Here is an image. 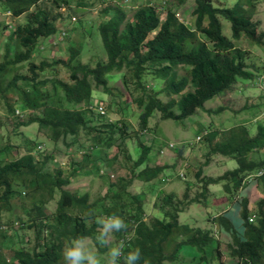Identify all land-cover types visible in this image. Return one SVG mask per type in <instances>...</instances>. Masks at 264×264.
<instances>
[{"label":"trees","instance_id":"trees-1","mask_svg":"<svg viewBox=\"0 0 264 264\" xmlns=\"http://www.w3.org/2000/svg\"><path fill=\"white\" fill-rule=\"evenodd\" d=\"M88 1L0 0L7 21L26 16V22L16 28L8 26L7 21L0 22V37L9 33V39L16 43L14 53L9 44L5 51L0 48V96L8 115L19 112L21 115L19 107L33 113L20 123L21 127L37 123L38 132L46 135V140L30 139L28 152L19 157L12 155L20 151L21 146L0 147V264H65V245L80 237L100 243L96 217L112 215L121 217L127 226L114 232L118 236L117 246L122 244L119 258L124 262L130 252L139 249L140 256L132 264H174L177 261H180L178 264H220L218 249L221 247L230 258V264H264V155L258 161L250 157L264 153V124L260 121L256 120L255 136L251 135L254 124L252 128L241 124L228 130L219 142L220 135L215 130L204 133L203 141L207 138L212 146L207 165L213 156L238 163L236 169L221 176L201 178L204 199L200 196L190 198V183L186 184L182 197L163 189L156 196L146 194L143 186L141 193H133L130 186L134 179L141 180L144 186L153 185L156 179L167 182L160 176L168 166L143 169L152 150L150 145L143 143L139 144L141 154L136 160L123 150L125 164L130 163V177H121L109 184L101 198L91 201V193L69 189L72 180L86 173L89 166L93 168L88 169L91 173L103 172L101 162H109L105 159L106 151L113 149L117 137L122 143L127 132L125 122L110 119L97 127L94 112L100 118L109 115L100 116L95 111L97 106L105 108V105H91L93 87L111 94L107 76L125 72L126 78V74L131 73L143 93L134 101L142 110L141 135L148 133L149 119L155 112L162 120L175 121L196 115L209 101L231 91L240 80L254 79L247 64L250 52L242 50L236 42L243 37L264 47V32H259V23L253 20L256 2L250 0L247 6L237 3L233 7H221L213 0H196L195 28L177 15L173 6H169L170 1L160 0L158 7L152 3L137 7L132 19H127L126 11L115 6L105 11L108 17L98 25L107 53L106 61L92 67L81 61L82 48L71 44L67 61L45 59L39 65L32 62L38 48L45 50L42 40L59 32V24L64 20L61 9L86 8L90 5ZM177 1L181 6L187 0ZM221 17L231 22L232 40L223 33ZM27 63L31 76L21 73ZM58 67L64 68L65 78L54 76L50 79L46 72ZM180 67L189 68L190 75L177 77L175 70ZM147 74L164 81L160 92L168 98L166 101H161L158 92L146 86L144 78ZM124 84L128 85L126 79ZM48 85L52 86L51 91ZM11 91L18 98L9 94ZM259 102L258 106L264 104L263 93ZM80 104L88 107H72ZM69 137L73 138L72 142H68ZM46 141L55 145L62 141L67 148L80 143L81 150L77 155L73 153L72 158H82L79 161L72 159L66 166L58 163L55 154L36 160L34 155L41 157L39 148H43L41 143ZM84 141H88L93 149L102 150L99 157L91 148L85 149ZM4 153L6 158L2 157ZM117 160L118 157H114L112 162ZM52 164L54 169L50 170L48 166ZM202 171L197 172L198 177ZM252 181L263 194L256 210L249 205L250 196L244 194ZM215 184L225 185L231 194L227 205L224 207L219 202L217 212H205L207 215L203 219L195 218L196 223L181 218L193 205L205 202L207 191ZM19 198L23 200L26 216L22 217V228L33 230L36 240L32 249H13L14 262L4 251L8 235L2 216L5 210L14 209V202ZM55 198L57 208L49 213L45 206ZM236 198L238 204L234 207ZM153 203L160 209V216L148 215L144 205ZM239 204L241 211L238 213ZM223 207L224 210H220Z\"/></svg>","mask_w":264,"mask_h":264},{"label":"rangeland","instance_id":"rangeland-1","mask_svg":"<svg viewBox=\"0 0 264 264\" xmlns=\"http://www.w3.org/2000/svg\"><path fill=\"white\" fill-rule=\"evenodd\" d=\"M162 1H170L169 6H173L172 8L176 11L177 15L188 25L195 28L196 16L194 15V10L197 7L196 0H187L186 3L181 6L178 5L177 0ZM254 1L256 2V10L253 20L259 23V32H264V0ZM88 2L90 5L86 8L78 9L75 6L74 9L69 11L70 14H63L64 20L59 24V27L61 31L66 27L68 33L67 37L63 41H60L56 48H53L51 45L52 40H42L41 43L45 47V50L41 51L38 48L33 56L32 62L39 65L45 59L49 62L53 60L67 61L69 58L68 48L69 45L72 44L82 48L81 61L94 67L98 62L107 60V53L98 26L108 17L105 12L106 10L115 6L122 8L127 13V19H132L137 7L146 6L151 3L158 7V4H160V0H89ZM213 2L221 7H233L237 3H243L246 6L250 4V0H213ZM73 17H76L77 21L75 23H70V19L71 22H73ZM160 17H163V14H161ZM11 20L16 28L18 25L26 22V16ZM6 21L5 8L1 5L0 22ZM221 23L224 35L232 40L231 22L221 17ZM9 35L10 34L7 33L3 37H0V48L1 51H5V47L9 44L12 53H14L16 43L9 39ZM149 38H152V36ZM236 45L242 50L250 52L247 64L253 72V80H240L231 91L209 101L205 109H201L196 115L183 121L162 120L160 114L155 112L149 119L148 133L145 135H141L140 131V116L142 110L134 102L138 97L143 96V93L142 89L137 87V83H135V79L132 77L131 73L128 72L126 78H124L125 72H113L107 76L108 84L112 92L111 94L104 92L101 88L93 87L91 105H105L107 115H109L107 118H100L94 112V119L97 127H101V125L104 124V120L110 119L112 122H125L127 125V132L122 143V140L117 137L113 149L106 151L105 159H108L109 162H101L100 167L104 169L107 174L101 172L91 173L88 169L93 170V168L89 166V168L85 170L86 173H82V175L72 180L69 189L81 193H91V201L101 198L105 195L109 184L115 183L118 178L130 177V170L128 168L130 163H128V165L125 164L126 153L123 150H127L132 158L136 160L141 154L139 144L143 143L150 145L152 149L143 169L165 164L168 168L166 167L163 170V177H170L168 174H175L181 171L186 175L183 178H175V183L173 185H177V187H172L171 180H167L166 183H163L160 179H156L153 185L144 186L141 180L134 179L130 186V190L133 193H141L143 186V190H145L146 194H154L156 196L164 190L166 192H175L178 196L182 197L186 191V184L190 183V198L200 196V198L204 199V196L201 195V191H204L202 190L203 183L201 178L205 176H221L228 170L236 169L238 163L222 156H213L210 159V164L207 165L209 162L208 154L211 152L212 146L207 138H204L202 142H199L198 139L200 137L203 138L206 131L215 130V132L220 135L217 141L219 142L222 140L224 133L241 124L251 128L254 124L251 135L255 136L257 131L256 120L264 124V104L258 106L260 103V94H264V89L260 88L258 82L260 78L259 75L264 78V47L253 44L243 37L240 41L236 42ZM1 61L2 58L0 57V63ZM21 73L31 76L28 63L24 65ZM175 73L177 77L189 76L190 69L180 67L175 70ZM46 75L49 76L50 79L54 76L64 79L66 73L64 68L58 67L57 69L52 68L48 70ZM125 79L128 82L126 86L124 84ZM144 81L146 82V86H149V89L153 88L156 93L158 92V98L161 101H166L168 99L165 97L164 93L160 92L164 86L163 80L154 79L153 76L147 74L145 75ZM260 83L262 84V82ZM126 87H129V89ZM48 88V90L51 91L52 86L48 85ZM9 94L18 98V95L14 91L9 92ZM72 107L85 109L88 106L80 104L77 106L73 105ZM220 108L225 109L221 113H214ZM19 110L21 111V115L18 113L11 116L8 115L5 103L0 96V147L4 149L8 144H16L22 147L20 151L14 152L12 155L13 157H19L28 152L30 146H27V144L30 139L35 140L37 138V140H46V135L38 132L37 123H32L29 127H21L20 123L27 120L33 113L20 107ZM72 140L73 138H68V142H72ZM82 143H85V149L91 148L90 150H92V153L99 157L102 150L93 149L88 141ZM41 145L43 147L39 148L41 157L35 154L36 160L43 159L44 156L49 154H55L58 163L66 166L67 163H70V160L74 159L75 161H79L82 158V156L72 158L73 153L76 152L77 155V151L81 150L80 143L74 144L70 148H67L62 141L57 145L49 141L41 143ZM119 145L122 151L119 149ZM168 145L174 147L173 151L164 148ZM161 150L164 152L162 155L160 154ZM263 155L264 153H255L250 157L258 161ZM2 157L6 158V154H2ZM114 157H118L116 163L112 162ZM48 168L52 170L54 169V165H49ZM201 169H203L202 175L198 177L197 172ZM225 188V185L222 184L212 185L210 190L207 191L209 194H207L208 198L205 202L193 205L188 211L181 215V218L185 220L188 218V222L190 220V223H196L195 218L203 219L204 216L207 215L205 212H217V204H219V202L225 207L229 201V195H231ZM246 193L250 196L249 205L252 207V210H256L258 202L263 196L259 186H256V183L253 181L250 182L244 191V194ZM22 203V199H17L14 202V209L12 211L5 210L2 216V223L6 227L4 230L8 235V241L4 251L8 259L14 262L15 257L13 249L18 247L32 249L35 246L36 240L33 230L22 228V217H26L23 213ZM155 204L156 203L144 205L149 216H160L161 211ZM236 204H238V198H236L234 207H237ZM57 205V198H55L45 206L46 211L49 213L55 212ZM240 206L239 204L237 208L238 213L241 211ZM224 207L220 210H224ZM209 220L210 218L208 222ZM197 225L209 228V226L205 224L197 223ZM117 240L118 236L113 233L109 247L117 246ZM86 242L87 246L96 254L101 264H107L109 247L102 246L93 239H86ZM218 254L220 264L229 263L230 258L224 253L221 247L218 249ZM178 263H180V261L174 264ZM117 264H125V262L118 258Z\"/></svg>","mask_w":264,"mask_h":264},{"label":"clouds","instance_id":"clouds-1","mask_svg":"<svg viewBox=\"0 0 264 264\" xmlns=\"http://www.w3.org/2000/svg\"><path fill=\"white\" fill-rule=\"evenodd\" d=\"M63 8H66V7H63ZM63 8L61 9V13L65 14V15H68V13L70 14V12H69L70 10H67V8H66V10L63 11ZM73 18H75V17H73ZM75 22H76V18H75V21H73L71 23H75ZM62 32L67 33V29L63 28L61 31V29L59 28V32L56 35H53L50 38V40H52V38L59 39ZM67 35H68V33H67ZM59 42L60 41H58V44H59ZM259 76L262 77L261 75H259ZM259 79H258V82H259L260 88L263 89L261 87V83H260ZM199 139H201V140H199ZM199 139H198L199 142L203 141L202 137H200ZM168 146H170V145H168ZM168 146H166L164 148L168 149ZM173 149H174V147H173ZM173 149L169 150V151H173ZM161 152H163V150L160 151V154H161ZM162 154H164V152ZM102 171L103 172H101V173H104V172L106 173V171L104 169H102ZM173 175L176 178H183L185 176L184 172H182V171L175 173ZM259 175H260V173H259ZM250 177H253V175H251ZM163 179H166V181L171 180L170 177H166V178L164 177ZM96 223L100 226L98 229L99 235L97 236V240L100 242V244L102 246H105V247H109L110 240H111L112 234L114 232H119L121 230L126 229V227H127L126 224L124 223L123 219L119 216H116V215L107 216V217L98 216V217H96ZM121 255H122V244L115 246V247H109L107 264H117V260ZM139 256H140L139 249H137L134 252H130L125 257V264H132V262L137 260L139 258ZM63 259H64L65 264H101L100 260L96 256V254L87 246L86 238H83V237L76 238L70 244L65 245V247L63 249Z\"/></svg>","mask_w":264,"mask_h":264},{"label":"built area","instance_id":"built-area-1","mask_svg":"<svg viewBox=\"0 0 264 264\" xmlns=\"http://www.w3.org/2000/svg\"><path fill=\"white\" fill-rule=\"evenodd\" d=\"M66 8H63V11H65ZM11 15V13H9ZM12 16V15H11ZM73 21H75V18H73ZM7 25L10 26L11 28H14V24L12 21H7ZM67 36V33L66 32H62L61 36L59 37V39L57 38H52V44H54V46L58 45V41H62L65 39V37ZM260 82H262L261 86L262 88L264 87V78L263 77H260ZM264 89V88H263ZM95 111L100 115V116H104L107 114V111L106 109L103 107V106H97L95 108ZM20 114V112H19ZM201 140V139H199ZM173 147L170 145L168 146V150H172ZM163 152H161L162 154Z\"/></svg>","mask_w":264,"mask_h":264},{"label":"crops","instance_id":"crops-1","mask_svg":"<svg viewBox=\"0 0 264 264\" xmlns=\"http://www.w3.org/2000/svg\"><path fill=\"white\" fill-rule=\"evenodd\" d=\"M96 157H98V156H96ZM163 165H165V164H163ZM165 176H166V174H165ZM168 176H170V178H171V184L173 185L174 183H175V176L173 175V174H168ZM160 178H162V180H163V174H161V176H160ZM172 187H177V185H173Z\"/></svg>","mask_w":264,"mask_h":264},{"label":"bare ground","instance_id":"bare-ground-1","mask_svg":"<svg viewBox=\"0 0 264 264\" xmlns=\"http://www.w3.org/2000/svg\"><path fill=\"white\" fill-rule=\"evenodd\" d=\"M81 154V153H80ZM164 166V165H163ZM186 175V174H185ZM131 237V236H130Z\"/></svg>","mask_w":264,"mask_h":264}]
</instances>
